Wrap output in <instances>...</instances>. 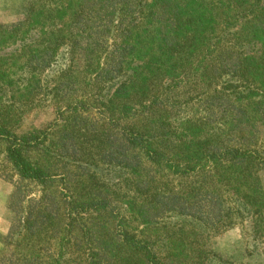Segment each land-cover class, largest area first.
Instances as JSON below:
<instances>
[{"label":"trees","instance_id":"obj_1","mask_svg":"<svg viewBox=\"0 0 264 264\" xmlns=\"http://www.w3.org/2000/svg\"><path fill=\"white\" fill-rule=\"evenodd\" d=\"M0 155V264H251L264 0H25L0 23ZM235 226L243 257L216 246Z\"/></svg>","mask_w":264,"mask_h":264},{"label":"rangeland","instance_id":"obj_2","mask_svg":"<svg viewBox=\"0 0 264 264\" xmlns=\"http://www.w3.org/2000/svg\"><path fill=\"white\" fill-rule=\"evenodd\" d=\"M24 2L25 0H0V23L11 22L21 16ZM52 117L53 113L50 107L37 108L26 114L24 125L37 127ZM2 165L5 166L4 162L0 160V173ZM4 171L8 172L9 168L8 171L7 168ZM262 187L264 191V177L262 178ZM11 189L12 180L0 175V236L6 233L9 224V213L6 203ZM216 246L225 255L233 253L238 257H243V251L249 245H247V239L241 227L235 226L219 235L216 240ZM251 258L249 259L251 264H264V256L262 255Z\"/></svg>","mask_w":264,"mask_h":264}]
</instances>
